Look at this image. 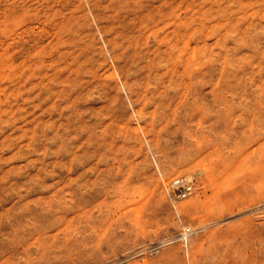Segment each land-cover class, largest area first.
<instances>
[{
  "label": "rangeland",
  "instance_id": "1",
  "mask_svg": "<svg viewBox=\"0 0 264 264\" xmlns=\"http://www.w3.org/2000/svg\"><path fill=\"white\" fill-rule=\"evenodd\" d=\"M0 264H264V0H0Z\"/></svg>",
  "mask_w": 264,
  "mask_h": 264
},
{
  "label": "built area",
  "instance_id": "2",
  "mask_svg": "<svg viewBox=\"0 0 264 264\" xmlns=\"http://www.w3.org/2000/svg\"><path fill=\"white\" fill-rule=\"evenodd\" d=\"M165 193L169 201L175 204L179 199H187L195 193V185L192 180L187 178H176L165 186ZM184 236L190 234V231L183 232Z\"/></svg>",
  "mask_w": 264,
  "mask_h": 264
}]
</instances>
